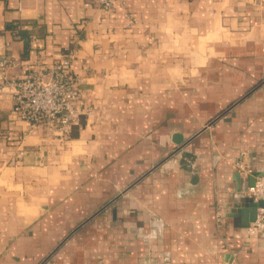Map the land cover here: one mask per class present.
<instances>
[{"label": "crops", "instance_id": "obj_1", "mask_svg": "<svg viewBox=\"0 0 264 264\" xmlns=\"http://www.w3.org/2000/svg\"><path fill=\"white\" fill-rule=\"evenodd\" d=\"M66 53L67 139L0 93V264H264V0H0L7 78Z\"/></svg>", "mask_w": 264, "mask_h": 264}, {"label": "built area", "instance_id": "obj_2", "mask_svg": "<svg viewBox=\"0 0 264 264\" xmlns=\"http://www.w3.org/2000/svg\"><path fill=\"white\" fill-rule=\"evenodd\" d=\"M91 1L96 7L108 10L117 0ZM68 56L69 53H66L50 66L28 67L23 78H7L5 75L8 68L16 66L17 59H0V73L3 75L0 93L12 95V114L31 128L41 127L54 132L61 140L69 137L81 114L90 112L89 107L77 108L79 91L75 85L79 81L70 69ZM238 168L243 170L241 165ZM244 195L263 203L257 208L255 221L251 224L254 232L259 224L264 223V175L257 177Z\"/></svg>", "mask_w": 264, "mask_h": 264}, {"label": "water", "instance_id": "obj_3", "mask_svg": "<svg viewBox=\"0 0 264 264\" xmlns=\"http://www.w3.org/2000/svg\"><path fill=\"white\" fill-rule=\"evenodd\" d=\"M254 182H255V178L253 176L249 177V179L247 181V187L253 186ZM246 202L249 203V205L252 208V213H251L250 217L247 219V222L252 223L255 221L257 208L262 207L263 203H262V201L255 202L250 197H248L246 199ZM258 229L264 231V223L259 224Z\"/></svg>", "mask_w": 264, "mask_h": 264}]
</instances>
